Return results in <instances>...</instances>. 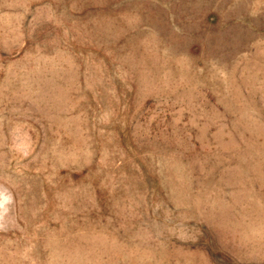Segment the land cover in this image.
Returning <instances> with one entry per match:
<instances>
[{"label": "rangeland", "instance_id": "obj_1", "mask_svg": "<svg viewBox=\"0 0 264 264\" xmlns=\"http://www.w3.org/2000/svg\"><path fill=\"white\" fill-rule=\"evenodd\" d=\"M0 264H264V0H0Z\"/></svg>", "mask_w": 264, "mask_h": 264}, {"label": "clouds", "instance_id": "obj_2", "mask_svg": "<svg viewBox=\"0 0 264 264\" xmlns=\"http://www.w3.org/2000/svg\"><path fill=\"white\" fill-rule=\"evenodd\" d=\"M11 202L12 201L10 196L0 195V215L4 214V212L6 211V206Z\"/></svg>", "mask_w": 264, "mask_h": 264}]
</instances>
